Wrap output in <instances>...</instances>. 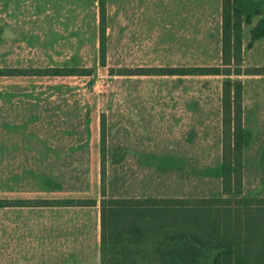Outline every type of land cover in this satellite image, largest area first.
<instances>
[{
	"label": "rangeland",
	"instance_id": "374dc122",
	"mask_svg": "<svg viewBox=\"0 0 264 264\" xmlns=\"http://www.w3.org/2000/svg\"><path fill=\"white\" fill-rule=\"evenodd\" d=\"M55 1L61 14L57 7L56 15L11 24L23 38L8 44L0 38V66L19 73L31 69L70 75L0 76V98L27 97L24 116L31 126L80 129L79 147L71 152L72 163L63 166L64 176L72 175L79 190L90 191L101 167V149L93 137L98 139L104 116L108 197L129 194L135 183L143 194L224 197L225 77L165 75L170 69L220 65L222 0ZM239 8L245 73L230 77L242 84L239 198L264 199V51L248 54L256 40L254 28L264 23V0H240ZM4 68L0 75L9 71ZM186 242L175 244L193 248ZM111 248L104 246L103 256Z\"/></svg>",
	"mask_w": 264,
	"mask_h": 264
},
{
	"label": "crops",
	"instance_id": "0c3cea01",
	"mask_svg": "<svg viewBox=\"0 0 264 264\" xmlns=\"http://www.w3.org/2000/svg\"><path fill=\"white\" fill-rule=\"evenodd\" d=\"M57 7L61 14V7L55 0H0V38L6 39L7 44L9 39L23 38L22 34H16L11 24H23L32 16L56 15ZM258 48L264 51V37L253 41L248 54H251V49L255 51ZM3 67L9 69L8 72L17 71L10 70V66H0V69ZM8 72L0 76H31L25 72ZM28 109V99L24 95L0 98V264H108L111 259L117 263L180 264V259L166 250L178 240L162 246L161 256H135L134 259L103 256L101 167L99 175L90 183V191L79 190L72 175L64 176L63 166L72 163L71 152L79 147L80 129L72 126H31L28 117L24 116ZM81 131L85 134V130ZM105 136L107 140V132ZM93 140H98L101 148L100 129L98 139L94 136ZM137 148V145L128 146L130 150ZM106 173L105 169V176ZM114 198L182 197L143 194L135 183L130 187L129 194ZM77 201L89 204L80 206L75 203Z\"/></svg>",
	"mask_w": 264,
	"mask_h": 264
},
{
	"label": "trees",
	"instance_id": "16d2710c",
	"mask_svg": "<svg viewBox=\"0 0 264 264\" xmlns=\"http://www.w3.org/2000/svg\"><path fill=\"white\" fill-rule=\"evenodd\" d=\"M240 0H222L220 65L190 70L170 69L165 75L223 76L222 83V196L220 198L126 199L106 197L104 188L106 126L100 120L101 196L100 230L103 246L112 256L145 257L162 254L167 243L187 241L191 247L167 246L180 264H264V199L239 198L242 184V84L232 76L241 69ZM103 20V13L101 15ZM263 21L252 38L264 35ZM1 73V72H0ZM8 73L17 74V71ZM34 76H65L48 70H29ZM13 75V74H8ZM71 205L74 202H66ZM87 205V201H77ZM234 203V206L232 204ZM178 246V247H176ZM208 251V252H205ZM205 252V253H203ZM207 253V254H206ZM211 253V255H208ZM108 264H143L135 261Z\"/></svg>",
	"mask_w": 264,
	"mask_h": 264
}]
</instances>
